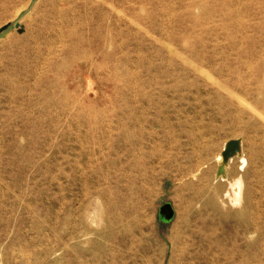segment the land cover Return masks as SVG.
<instances>
[{
	"label": "rangeland",
	"instance_id": "1",
	"mask_svg": "<svg viewBox=\"0 0 264 264\" xmlns=\"http://www.w3.org/2000/svg\"><path fill=\"white\" fill-rule=\"evenodd\" d=\"M0 264H264V0H0Z\"/></svg>",
	"mask_w": 264,
	"mask_h": 264
},
{
	"label": "bare ground",
	"instance_id": "2",
	"mask_svg": "<svg viewBox=\"0 0 264 264\" xmlns=\"http://www.w3.org/2000/svg\"><path fill=\"white\" fill-rule=\"evenodd\" d=\"M25 12V11H24ZM204 74V73H203ZM239 101V100H238ZM241 101V100H240ZM241 103V102H240Z\"/></svg>",
	"mask_w": 264,
	"mask_h": 264
}]
</instances>
